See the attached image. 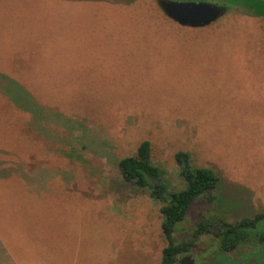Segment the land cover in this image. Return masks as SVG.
<instances>
[{"label": "rangeland", "instance_id": "1", "mask_svg": "<svg viewBox=\"0 0 264 264\" xmlns=\"http://www.w3.org/2000/svg\"><path fill=\"white\" fill-rule=\"evenodd\" d=\"M158 1L58 0L60 17L0 0V160L23 176L63 174L72 189L42 195L49 215L33 231L11 228L25 244L33 232L37 254L34 241L25 259L34 264H160L165 203L119 167L144 141L168 195L186 186L178 153L219 180L177 226V244L203 221L214 230L264 213V0H176L227 9L198 29L170 20ZM24 152L37 162L21 170ZM185 256L264 264V243L226 254L203 234Z\"/></svg>", "mask_w": 264, "mask_h": 264}, {"label": "trees", "instance_id": "2", "mask_svg": "<svg viewBox=\"0 0 264 264\" xmlns=\"http://www.w3.org/2000/svg\"><path fill=\"white\" fill-rule=\"evenodd\" d=\"M238 2L250 7L261 3L260 0H239ZM26 104L29 105V109L23 107V111L26 112L23 116H27V112L32 107L31 102ZM189 158L190 156L186 153L176 155L177 162L183 167L180 174L185 178L186 186L173 195H168L166 186L156 185L159 181L163 182V171L152 163L148 141L141 143L135 156L123 158L119 162L121 174L127 182L135 184L140 189L150 190L153 198L165 203L161 208L162 231L168 244L163 250L160 264H179L181 255L189 253L195 246V240L203 234H213L219 241L220 251L226 254L235 252L242 244L250 241L263 244L264 230L259 233L258 228L264 222V213L234 225L224 224L214 230V227L211 229L212 223L203 221L198 225L191 242L177 244L173 236L177 226L185 221L189 208L196 200L205 197L209 191L216 188L219 181L211 169L187 167L185 162H188Z\"/></svg>", "mask_w": 264, "mask_h": 264}, {"label": "crops", "instance_id": "3", "mask_svg": "<svg viewBox=\"0 0 264 264\" xmlns=\"http://www.w3.org/2000/svg\"><path fill=\"white\" fill-rule=\"evenodd\" d=\"M80 1L85 4L84 0ZM30 2L37 7L36 10L41 16L61 17L64 15L65 5L58 3V0H30ZM22 133L27 140L25 132L22 131ZM24 154L26 158L20 163L21 170L25 164L30 169L31 165H36L34 161L37 162V159L32 160L29 157L31 153L24 152ZM0 158H2L1 155ZM28 158L29 160L26 162ZM12 164L3 163L0 160V264H34L30 262V257L25 258L28 245L34 241L30 251L37 254L34 250L37 239L34 238L32 232L38 223L37 218L45 215L44 212L49 215V209L40 206V200L46 198L45 196L42 198V195L65 196L72 189L69 177H64L63 174L39 173L38 170L30 169V172L23 176L18 172L10 171ZM72 179L74 178L72 177ZM21 226H28L32 230L30 243L26 242L25 244L22 239L18 238L19 230L11 231V228ZM12 233L17 235L13 236ZM42 264H46V262Z\"/></svg>", "mask_w": 264, "mask_h": 264}, {"label": "water", "instance_id": "4", "mask_svg": "<svg viewBox=\"0 0 264 264\" xmlns=\"http://www.w3.org/2000/svg\"><path fill=\"white\" fill-rule=\"evenodd\" d=\"M158 3L170 20L182 27L192 29L205 28L212 25L227 11L224 6L205 2L159 0ZM185 163L189 167L188 163ZM180 264H195V261L190 256H186L180 260Z\"/></svg>", "mask_w": 264, "mask_h": 264}, {"label": "flooded vegetation", "instance_id": "5", "mask_svg": "<svg viewBox=\"0 0 264 264\" xmlns=\"http://www.w3.org/2000/svg\"><path fill=\"white\" fill-rule=\"evenodd\" d=\"M185 257H186V256H185ZM183 258H184V257H183ZM181 259H182V258H181ZM181 259H180V260H181Z\"/></svg>", "mask_w": 264, "mask_h": 264}]
</instances>
